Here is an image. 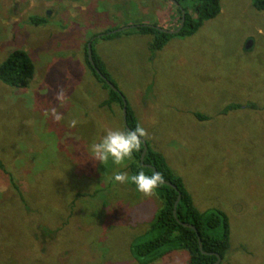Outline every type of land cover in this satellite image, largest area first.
<instances>
[{
    "label": "rangeland",
    "instance_id": "rangeland-1",
    "mask_svg": "<svg viewBox=\"0 0 264 264\" xmlns=\"http://www.w3.org/2000/svg\"><path fill=\"white\" fill-rule=\"evenodd\" d=\"M221 3L195 34L154 51L152 36L134 28L105 32L175 30L180 14L169 0H0V64L21 49L36 66L28 88L0 80V162L25 197L0 167V264H189L183 249L151 262L134 255L154 236L164 201L114 180L132 176L133 156L119 165L91 156L107 131L125 130L121 105L102 106L110 91L87 64L96 35L144 139L201 212L227 215L224 264H264V12L253 0Z\"/></svg>",
    "mask_w": 264,
    "mask_h": 264
},
{
    "label": "trees",
    "instance_id": "trees-1",
    "mask_svg": "<svg viewBox=\"0 0 264 264\" xmlns=\"http://www.w3.org/2000/svg\"><path fill=\"white\" fill-rule=\"evenodd\" d=\"M177 2L180 6L173 4L178 7L180 23L182 21L183 10L186 12V23L180 33L170 34L159 30L155 26L144 24L137 25L133 29L140 34L152 36L153 41L151 43V49L154 51L162 50L165 45L176 36L185 37L195 34L206 20L216 18L221 13L222 9V0H177ZM253 3L257 10L264 12V0H253ZM190 10L195 11L197 15L196 18L192 16ZM30 22L36 25H41L46 23L47 19L44 17L31 16ZM105 33H107L105 37L108 38L120 34V32L114 34L109 33L108 31ZM97 39L98 38L92 41L90 38L88 41V43L92 42L93 45L94 61L101 72L116 86L117 89H119L107 71L105 62L96 53L94 45ZM86 60L94 76L102 83L103 88L110 91V97L102 103V106H109L115 102L119 103L123 110L124 100H126L124 94L110 87L107 81L97 73L95 67L89 60L88 46L86 49ZM35 73V63L25 50H14L7 56L5 61L0 64V80L13 88L25 89L30 87L35 78ZM127 107L128 124L131 129L135 130L136 128L141 127L138 118L128 103ZM235 107L236 105L231 104L227 109ZM125 130H127L126 127ZM147 143L149 148L144 163L156 167L161 179L170 181L175 187L160 183L154 189L163 199L164 206L151 225L150 232L154 236L151 239L135 244L132 247L134 255L138 257L140 261L147 260V262H151L162 258L166 253L172 250L183 249L189 253V264H214L218 260L217 254L222 257V262L220 264H224L223 261L225 255L230 247V224L227 215L221 210L206 213L201 212L196 207L192 195L187 190L182 177L174 173L166 157L161 152L151 148L148 141ZM144 146V143L141 141L140 149L132 155L134 160L128 165L132 176L139 171H144L149 175L155 174L153 168L145 166L141 161ZM0 167L5 171V174L9 175L10 184L13 190L16 191L21 200H25L24 193L20 186L15 182L13 175L4 169L1 162ZM179 193L182 194V198L177 206L176 217L174 211ZM182 222L193 224L198 231L194 228L184 226ZM198 232L202 240L203 249L212 254L207 255L202 252ZM218 232L221 234L217 235Z\"/></svg>",
    "mask_w": 264,
    "mask_h": 264
},
{
    "label": "clouds",
    "instance_id": "clouds-1",
    "mask_svg": "<svg viewBox=\"0 0 264 264\" xmlns=\"http://www.w3.org/2000/svg\"><path fill=\"white\" fill-rule=\"evenodd\" d=\"M53 113L57 120L62 119L61 115L55 113V110ZM71 123L75 126L77 121L73 120ZM144 136H146V131L142 127L135 130H109L98 142L91 144V156L103 165L107 164L110 159L119 165L140 149L141 138ZM113 178L121 183L130 180L138 191L145 194H150L162 182L158 173L149 175L144 171H139L131 177L126 173H116Z\"/></svg>",
    "mask_w": 264,
    "mask_h": 264
},
{
    "label": "water",
    "instance_id": "water-1",
    "mask_svg": "<svg viewBox=\"0 0 264 264\" xmlns=\"http://www.w3.org/2000/svg\"><path fill=\"white\" fill-rule=\"evenodd\" d=\"M172 1V3H174L175 5H177V6H180V4L177 2V0H171ZM183 14H182V21H181V24H180V26H179V28H177V29H175V30H167V29H163V28H161V27H157V26H155L156 28H158L159 30H161V31H163V32H166V33H170V34H178V33H180L181 32V30L183 29V27L185 26V23H186V12L183 10V12H182ZM136 26H130V27H125V28H123V29H119V30H113L111 33H118V32H121V31H124V30H128V29H130V28H135ZM110 33V32H109ZM108 33V34H109ZM107 33H105V35H106ZM104 34H102V35H100L99 37H101V36H103ZM96 38V37H95ZM95 38H93L92 39V41H94L95 40ZM250 46V44H248V47ZM88 55H89V60H90V62L92 63V65L95 67V69H96V71H97V73L102 77V78H104L106 81H107V83L110 85V87H112L113 89H115L116 91H119L117 88H116V86L101 72V70L97 67V65H96V63H95V61H94V58H93V45H92V42H89V44H88ZM128 107H127V101L126 100H124V108H123V112H124V125H125V127H126V129L127 130H133V129H131V127L129 126V124H128ZM141 141L144 143V150H143V152H142V155H141V161H142V163L145 165V166H147V167H151V168H153L154 169V172H155V174H157L158 173V171H157V169H156V167H154V166H152V165H150V164H145L144 163V161H145V157H146V154H147V152H148V148H149V146H148V143H147V141L142 137L141 138ZM161 183H163V184H168V185H172V186H174L170 181H167V180H163V179H161ZM175 187V186H174ZM181 198H182V194L181 193H179V197H178V199H177V201H176V203H175V211H174V214H175V216L177 217V206H178V204H179V202H180V200H181ZM182 224L184 225V226H188V227H191V228H194L196 231H198L197 230V228H195L194 227V225L193 224H190V223H183L182 222ZM198 236H199V242H200V248H201V250H202V252L204 253V254H207V255H210V254H212V253H209V252H206L204 249H203V245H202V240H201V237H200V234H199V232H198ZM217 256H218V260H217V262L216 263H214V264H220L221 262H222V257L219 255V254H217Z\"/></svg>",
    "mask_w": 264,
    "mask_h": 264
},
{
    "label": "crops",
    "instance_id": "crops-1",
    "mask_svg": "<svg viewBox=\"0 0 264 264\" xmlns=\"http://www.w3.org/2000/svg\"><path fill=\"white\" fill-rule=\"evenodd\" d=\"M102 58V57H101Z\"/></svg>",
    "mask_w": 264,
    "mask_h": 264
}]
</instances>
